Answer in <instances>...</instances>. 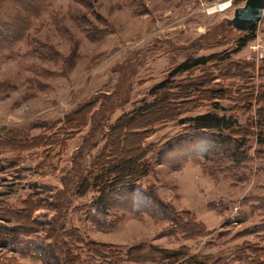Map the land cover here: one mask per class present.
<instances>
[{
  "label": "rangeland",
  "instance_id": "rangeland-1",
  "mask_svg": "<svg viewBox=\"0 0 264 264\" xmlns=\"http://www.w3.org/2000/svg\"><path fill=\"white\" fill-rule=\"evenodd\" d=\"M220 2L43 0L32 17L34 1L7 2L4 19L20 27L25 9L29 24L0 52V214L10 217L0 226L21 228L0 259L176 264L165 253L179 252L177 264H264V17L239 32L233 10L211 13ZM164 99L133 125L156 121L142 144L147 175L100 202L86 181L111 126ZM205 114L237 130H193ZM135 144L128 136L114 154Z\"/></svg>",
  "mask_w": 264,
  "mask_h": 264
},
{
  "label": "trees",
  "instance_id": "trees-1",
  "mask_svg": "<svg viewBox=\"0 0 264 264\" xmlns=\"http://www.w3.org/2000/svg\"><path fill=\"white\" fill-rule=\"evenodd\" d=\"M9 0H1L0 1V52L4 51L7 48H10L14 43L20 41L22 38L20 37V31L28 30V12H25V9H19L17 12V17L22 18L20 27L14 26L11 24L8 19H4L3 9ZM34 1V7L36 10L29 17H32L35 14H38L42 10L43 0H32ZM31 8V7H30ZM8 18V16H6ZM10 22V23H9ZM253 30V29H252ZM251 30V31H252ZM251 34H254V30ZM248 38H244L239 44V48H244L247 45ZM215 56H210L207 58H194L189 59L185 63L181 64L175 71L176 73H185L189 72L193 68L202 66L207 64L209 61L214 59ZM218 94V92H212L211 96ZM221 97V96H220ZM165 100V99H164ZM166 100H169L166 98ZM165 100V101H166ZM159 101L158 103L144 105L140 110L133 114V116H126L119 119L113 126L110 128V134L108 135L107 143L105 144L103 150L93 162V182L89 183V180L86 181L87 188L92 187L98 189L100 193V202L106 203L107 201H113V195L117 192L118 189L123 187L124 185H130L133 182H136L147 175L145 166L143 163V159L146 156V152L142 146L144 137L146 136L148 129L154 125L155 122L147 124L144 127L133 126L135 121L138 119H144L147 114H155L160 113L165 108L164 105H168L167 101ZM170 101V100H169ZM167 111V110H166ZM261 122L264 125V110L261 111L260 114ZM193 130L196 131H216V132H224L229 131L230 133H234L237 130L235 128V123L231 117L220 116L217 114H205L199 117H196L192 120ZM75 130L78 128H74ZM130 136L136 141V154H131L127 157H118L114 154L117 151L118 146L121 149L126 146V138ZM244 138V137H243ZM228 141L229 147L232 150V147H236L237 149L242 147V143L226 140ZM120 144V145H119ZM122 145V147H121ZM227 145V144H226ZM235 148V149H236ZM229 149V150H230ZM86 189V188H85ZM85 193V192H84ZM28 209L24 212L19 213L18 215L28 214ZM9 212V211H8ZM8 212H2L4 214H0V221L9 222ZM17 215V214H16ZM19 227H25L20 225V221L16 222ZM35 223V222H34ZM18 227V226H17ZM14 226L13 228H6L0 226V233L6 232L3 237H0V249H6L9 247L14 240L17 238L13 236L12 232L17 231L18 229ZM33 227H37L34 225ZM23 230V229H22ZM36 231V230H34ZM28 232V231H27ZM8 235V237H7ZM14 239V240H13ZM91 246L95 248L99 247L97 244H92ZM94 256L101 258V254L98 250L92 252ZM41 255V254H40ZM108 255V254H107ZM170 255V256H169ZM167 259L173 258L176 260V264L179 262H183L180 257L179 252H168L165 253ZM112 257H115L112 253ZM4 258V259H3ZM0 259V264H18L16 258L13 257H3Z\"/></svg>",
  "mask_w": 264,
  "mask_h": 264
},
{
  "label": "water",
  "instance_id": "water-1",
  "mask_svg": "<svg viewBox=\"0 0 264 264\" xmlns=\"http://www.w3.org/2000/svg\"><path fill=\"white\" fill-rule=\"evenodd\" d=\"M264 17V0H246L245 4L234 10L232 19L227 20L229 27L248 33Z\"/></svg>",
  "mask_w": 264,
  "mask_h": 264
},
{
  "label": "built area",
  "instance_id": "built-area-1",
  "mask_svg": "<svg viewBox=\"0 0 264 264\" xmlns=\"http://www.w3.org/2000/svg\"><path fill=\"white\" fill-rule=\"evenodd\" d=\"M236 1L237 0H224V2H220L213 6L216 7V9L219 8L221 11H227L234 7V4L236 3Z\"/></svg>",
  "mask_w": 264,
  "mask_h": 264
},
{
  "label": "bare ground",
  "instance_id": "bare-ground-1",
  "mask_svg": "<svg viewBox=\"0 0 264 264\" xmlns=\"http://www.w3.org/2000/svg\"><path fill=\"white\" fill-rule=\"evenodd\" d=\"M210 11L212 13V12H217V11H221V10L219 8L216 9V7H213L210 9Z\"/></svg>",
  "mask_w": 264,
  "mask_h": 264
}]
</instances>
